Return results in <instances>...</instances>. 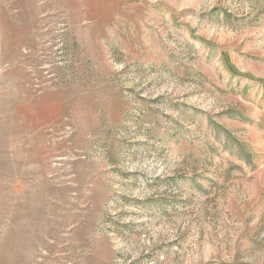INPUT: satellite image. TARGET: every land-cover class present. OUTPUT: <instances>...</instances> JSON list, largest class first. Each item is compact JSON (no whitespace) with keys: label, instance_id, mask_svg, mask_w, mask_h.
<instances>
[{"label":"rangeland","instance_id":"374dc122","mask_svg":"<svg viewBox=\"0 0 264 264\" xmlns=\"http://www.w3.org/2000/svg\"><path fill=\"white\" fill-rule=\"evenodd\" d=\"M0 264H264V0H0Z\"/></svg>","mask_w":264,"mask_h":264}]
</instances>
